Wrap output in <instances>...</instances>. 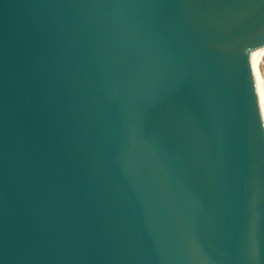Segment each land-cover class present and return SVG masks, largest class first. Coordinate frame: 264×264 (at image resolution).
<instances>
[{
  "label": "water",
  "instance_id": "obj_1",
  "mask_svg": "<svg viewBox=\"0 0 264 264\" xmlns=\"http://www.w3.org/2000/svg\"><path fill=\"white\" fill-rule=\"evenodd\" d=\"M264 0H0V264H264Z\"/></svg>",
  "mask_w": 264,
  "mask_h": 264
},
{
  "label": "bare ground",
  "instance_id": "obj_2",
  "mask_svg": "<svg viewBox=\"0 0 264 264\" xmlns=\"http://www.w3.org/2000/svg\"><path fill=\"white\" fill-rule=\"evenodd\" d=\"M263 50H264V35L261 37V40H260L259 44L257 45V47L254 49L255 68H256V73L258 75V79H259V82H260L261 91H262V95H263V101H264V81H263V78H262V75L260 73V69H259V66H258L260 55H261V52Z\"/></svg>",
  "mask_w": 264,
  "mask_h": 264
},
{
  "label": "rangeland",
  "instance_id": "obj_3",
  "mask_svg": "<svg viewBox=\"0 0 264 264\" xmlns=\"http://www.w3.org/2000/svg\"><path fill=\"white\" fill-rule=\"evenodd\" d=\"M258 66H259L260 73H261L263 81H264V50L261 52L260 59L258 62Z\"/></svg>",
  "mask_w": 264,
  "mask_h": 264
}]
</instances>
